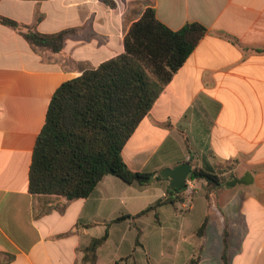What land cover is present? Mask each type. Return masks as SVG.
Instances as JSON below:
<instances>
[{"label": "crops", "instance_id": "crops-1", "mask_svg": "<svg viewBox=\"0 0 264 264\" xmlns=\"http://www.w3.org/2000/svg\"><path fill=\"white\" fill-rule=\"evenodd\" d=\"M148 8L173 31L195 22L208 34L123 158L154 175L209 165L224 186L209 193L194 180L183 203L114 222L166 198L170 179L139 188L109 175L90 197L41 216L29 172L53 95L82 66L124 53L128 30ZM0 17L43 34L76 30L56 54L0 22V264H92L83 250L107 231L95 264H224L225 232L228 264H264V52L255 50L264 49V0H0Z\"/></svg>", "mask_w": 264, "mask_h": 264}, {"label": "trees", "instance_id": "trees-1", "mask_svg": "<svg viewBox=\"0 0 264 264\" xmlns=\"http://www.w3.org/2000/svg\"><path fill=\"white\" fill-rule=\"evenodd\" d=\"M0 22L19 31L34 48L56 54L64 50L67 38L76 31L43 34L9 18L0 17ZM207 34L208 29L195 22L173 31L157 18L153 8H148L128 30L124 53L98 67L82 66L81 76L56 90L34 147L29 172L30 192L41 198V216L53 210L63 213L70 203L90 197L109 175L139 188L150 185L154 174L132 171L123 158V150ZM235 44L249 50L237 41ZM189 180L206 182L209 193L225 183L209 165L193 166ZM184 193L185 190L176 193L168 187L163 200L135 216H122L114 222L138 219L165 204L183 203ZM62 199L65 203H60ZM206 227L207 220L198 234H203ZM108 238L107 231L92 239L83 250V260L95 264L97 251ZM136 243L141 244L140 233ZM224 248L223 261L228 264L227 232Z\"/></svg>", "mask_w": 264, "mask_h": 264}, {"label": "water", "instance_id": "water-1", "mask_svg": "<svg viewBox=\"0 0 264 264\" xmlns=\"http://www.w3.org/2000/svg\"><path fill=\"white\" fill-rule=\"evenodd\" d=\"M192 165L190 163H183L173 169H167L161 173H156L151 180V183L156 181L159 176L163 179H170V189L176 193L186 189L187 181L192 172Z\"/></svg>", "mask_w": 264, "mask_h": 264}, {"label": "built area", "instance_id": "built-area-1", "mask_svg": "<svg viewBox=\"0 0 264 264\" xmlns=\"http://www.w3.org/2000/svg\"><path fill=\"white\" fill-rule=\"evenodd\" d=\"M185 192H186L188 198L192 197L193 193L195 192L192 180L187 181V187L185 189Z\"/></svg>", "mask_w": 264, "mask_h": 264}]
</instances>
